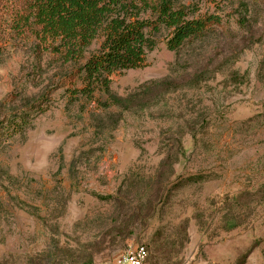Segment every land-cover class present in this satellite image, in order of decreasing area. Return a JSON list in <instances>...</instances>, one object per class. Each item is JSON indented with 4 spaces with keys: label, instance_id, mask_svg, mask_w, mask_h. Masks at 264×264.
I'll use <instances>...</instances> for the list:
<instances>
[{
    "label": "rangeland",
    "instance_id": "obj_1",
    "mask_svg": "<svg viewBox=\"0 0 264 264\" xmlns=\"http://www.w3.org/2000/svg\"><path fill=\"white\" fill-rule=\"evenodd\" d=\"M172 4L223 23L177 51L151 33L144 66L111 76L127 109L80 93L85 59L38 47L24 1L0 0L1 132L30 120L0 143V264L140 244L152 264H264V0Z\"/></svg>",
    "mask_w": 264,
    "mask_h": 264
},
{
    "label": "trees",
    "instance_id": "obj_2",
    "mask_svg": "<svg viewBox=\"0 0 264 264\" xmlns=\"http://www.w3.org/2000/svg\"><path fill=\"white\" fill-rule=\"evenodd\" d=\"M23 1V12L16 16V27H28L39 42L38 47L44 45L45 50L60 53L67 62L80 64L85 59L80 70L86 86L79 92L93 99L94 93L101 91L105 99L98 102L108 108H131L132 97L112 94L111 76L144 66L147 53L157 47L151 33L167 30V48L177 51L223 23L218 15L189 18L184 9L173 6L172 0ZM142 11H150L153 18L142 19ZM99 38L102 42L98 51L86 59L88 49ZM29 124L30 120L25 117L10 122L6 133L0 129V143L20 134ZM190 180H197V177ZM161 249L163 252L160 246L158 250ZM34 264L95 263L87 245L67 249L57 245L56 252L41 257Z\"/></svg>",
    "mask_w": 264,
    "mask_h": 264
},
{
    "label": "built area",
    "instance_id": "obj_3",
    "mask_svg": "<svg viewBox=\"0 0 264 264\" xmlns=\"http://www.w3.org/2000/svg\"><path fill=\"white\" fill-rule=\"evenodd\" d=\"M103 264H150V254L145 245H135Z\"/></svg>",
    "mask_w": 264,
    "mask_h": 264
}]
</instances>
